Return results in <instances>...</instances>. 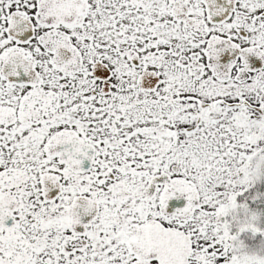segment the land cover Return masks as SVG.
<instances>
[{
  "label": "flooded vegetation",
  "instance_id": "flooded-vegetation-1",
  "mask_svg": "<svg viewBox=\"0 0 264 264\" xmlns=\"http://www.w3.org/2000/svg\"><path fill=\"white\" fill-rule=\"evenodd\" d=\"M25 1L0 0V264H146L143 231L126 222L136 202L153 200L164 140L204 121L211 136L236 137L262 118L247 103H264V0H134L144 11L120 24L131 47L114 56L86 18L54 13L70 0L30 16ZM145 42L164 53L146 55ZM179 69L181 81L164 79ZM140 105L168 121L163 134L143 124Z\"/></svg>",
  "mask_w": 264,
  "mask_h": 264
},
{
  "label": "rangeland",
  "instance_id": "rangeland-1",
  "mask_svg": "<svg viewBox=\"0 0 264 264\" xmlns=\"http://www.w3.org/2000/svg\"><path fill=\"white\" fill-rule=\"evenodd\" d=\"M46 2L47 0H26L23 3V10L29 16L43 14L48 9L47 6L43 7ZM139 6L134 0H70L69 4L55 10L54 13L76 16L79 14V18H86L92 37H96L101 48L109 50L110 52L107 53L114 56L117 53L111 50L131 47L128 40L121 43L118 30L121 23L128 24L131 18H141L144 10ZM124 33L130 40L136 38L130 29H124ZM151 37L150 33L146 36L150 38V42L153 41ZM155 42L157 40H154ZM134 43L135 41L133 48L137 46ZM157 45L152 51L145 42L146 55L164 53L165 44L158 42ZM159 56L157 55V58ZM146 62L155 64V57ZM185 74L184 69H179L178 74H166L164 79L181 81ZM140 102H143L142 99ZM145 107L146 105H140V116L146 115L143 124L154 126L156 136L163 134L168 129V121L157 110L145 114ZM251 107H258L262 118H247L246 129L239 136L215 138L210 135L213 124L204 121L195 134L185 136V134L175 135L173 132L174 134L164 140V142L168 140L170 148L166 150L165 158L161 160L160 165L154 164L150 168L154 177H159L153 184V200L136 202L134 214L128 216L126 222L137 226V229L140 227L143 231L139 234L143 238L142 240L139 238L141 242L139 241L137 246V253L139 252L143 262L147 264L154 262L155 259L168 262V258L172 256H188L211 258L218 264L264 263V234L260 233L264 230V103L260 102V99L249 100L248 112ZM147 108L150 109L151 106L148 105ZM231 115L232 113L224 116L223 121H227ZM194 124L195 120H185L182 122V127ZM210 139H214L215 144L209 142ZM157 153L158 158L162 152ZM203 153L205 158L201 159ZM205 161H210L213 167L221 169L220 177L215 180L208 179L217 172L213 167L207 168ZM176 164L181 167L178 175H175L171 169ZM222 168H227L228 171L225 173ZM230 185L234 191L233 188H229ZM207 189L213 190L212 196L208 191L202 193ZM173 192L175 195L183 194L188 200L191 199L192 206L169 216L165 209ZM192 193H194L193 197ZM193 205L208 211L215 205L218 210L225 205L229 207L227 213H219L212 219L217 223L211 227V232L205 234L200 229L202 225L198 224V216L194 215ZM205 216L203 220L210 219L208 214ZM29 218L24 217L26 220ZM135 235L130 237V241L138 240ZM208 236L212 237V241L206 240L207 243L202 241Z\"/></svg>",
  "mask_w": 264,
  "mask_h": 264
},
{
  "label": "trees",
  "instance_id": "trees-1",
  "mask_svg": "<svg viewBox=\"0 0 264 264\" xmlns=\"http://www.w3.org/2000/svg\"><path fill=\"white\" fill-rule=\"evenodd\" d=\"M213 142L214 144H215V140L214 139H210V141L209 142ZM208 155V154H207ZM201 159L202 158H205V153H203V154H201ZM210 161H212V158H211V160ZM210 161H208V162H206L205 161V163H206V166H207V168H210V169H212V164L210 163ZM216 161H218V159H216ZM213 169L214 170H216V175H214L213 177H209L208 179L209 180H215L217 177H220V175L222 174V173H220V171L219 170H221L219 167H213ZM222 170L223 171H225V173L228 171V169L227 168H222ZM158 178V177H157ZM157 180V179H156ZM229 188H233L232 187V185H230V187ZM193 191V190H192ZM206 191H208V192H210V194H211V196L213 195V193H211V192H213V190H211V189H207V190H204L202 193H205ZM233 191H234V188H233ZM207 193V192H206ZM175 195V193L173 192L172 194H171V197L172 196H174ZM216 195V194H215ZM230 195V194H229ZM190 196H191V194H190ZM194 196V193H192V197ZM191 199H189V201H188V207H190V206H192V202L190 201ZM193 207H194V215L196 214V216H198V218H199V220H198V224H201L202 226H200V229H201V231L203 232V233H205V234H208V232H211V227H213L217 222L216 221H213L212 219L213 218H215V217H217V215H219V213H227V211H228V207L229 206H226L225 205V207L224 206H222L221 208H220V210H218L217 209V207H216V205L214 206V208H210L209 210L210 211H208V210H206L205 208H202V207H200V206H198V205H193ZM190 209V208H189ZM206 214H208L209 216H210V219L209 220H203L202 218L206 215ZM205 217H208V216H205ZM260 233H262V234H264V230L263 231H261ZM206 240H210V241H212V237H210V236H208V237H206V239H204V242L205 243H207L206 242ZM213 244V243H212ZM264 264V263H263Z\"/></svg>",
  "mask_w": 264,
  "mask_h": 264
},
{
  "label": "water",
  "instance_id": "water-1",
  "mask_svg": "<svg viewBox=\"0 0 264 264\" xmlns=\"http://www.w3.org/2000/svg\"><path fill=\"white\" fill-rule=\"evenodd\" d=\"M30 32L32 33V29L31 30L29 29V33ZM31 37L32 34H29L28 39H30ZM152 81L154 80L152 79ZM155 83H157V81H155ZM171 169L175 175H178L180 173V166L177 164L173 165ZM186 207H187L186 197L183 194H178L168 200L165 211L167 214L172 215L178 211L184 210Z\"/></svg>",
  "mask_w": 264,
  "mask_h": 264
}]
</instances>
